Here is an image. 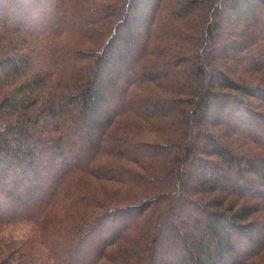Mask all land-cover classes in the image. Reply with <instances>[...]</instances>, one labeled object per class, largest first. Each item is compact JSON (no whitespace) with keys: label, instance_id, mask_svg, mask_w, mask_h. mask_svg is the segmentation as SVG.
Wrapping results in <instances>:
<instances>
[{"label":"trees","instance_id":"obj_1","mask_svg":"<svg viewBox=\"0 0 264 264\" xmlns=\"http://www.w3.org/2000/svg\"><path fill=\"white\" fill-rule=\"evenodd\" d=\"M0 264H264V0H0Z\"/></svg>","mask_w":264,"mask_h":264},{"label":"rangeland","instance_id":"obj_2","mask_svg":"<svg viewBox=\"0 0 264 264\" xmlns=\"http://www.w3.org/2000/svg\"><path fill=\"white\" fill-rule=\"evenodd\" d=\"M9 234L16 236L17 238L25 237L31 234V230L28 226L25 225H17L14 227ZM7 235V232H6Z\"/></svg>","mask_w":264,"mask_h":264}]
</instances>
